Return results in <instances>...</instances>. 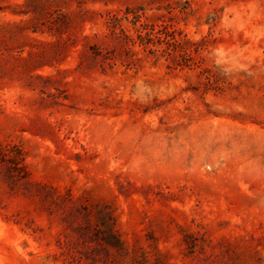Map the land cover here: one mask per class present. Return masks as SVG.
<instances>
[{
  "label": "rangeland",
  "instance_id": "rangeland-1",
  "mask_svg": "<svg viewBox=\"0 0 264 264\" xmlns=\"http://www.w3.org/2000/svg\"><path fill=\"white\" fill-rule=\"evenodd\" d=\"M0 264H264V0H0Z\"/></svg>",
  "mask_w": 264,
  "mask_h": 264
}]
</instances>
